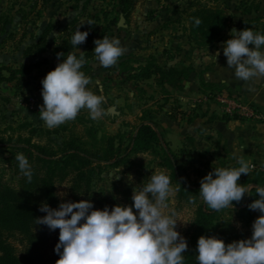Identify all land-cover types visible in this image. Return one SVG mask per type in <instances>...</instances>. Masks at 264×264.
Wrapping results in <instances>:
<instances>
[{"label":"rangeland","instance_id":"obj_1","mask_svg":"<svg viewBox=\"0 0 264 264\" xmlns=\"http://www.w3.org/2000/svg\"><path fill=\"white\" fill-rule=\"evenodd\" d=\"M86 2L89 5L83 11L82 6ZM116 6V0H0V67L18 69L23 65L37 66L32 70L30 81L26 77L19 85L16 80L0 83V178L17 183L11 165L16 162L15 156L19 153L12 147L18 142L56 146L64 139L65 133L53 132L58 127H46L39 114L43 104L41 81L53 70L52 59L48 53L25 57L26 49L38 42L50 18V24L56 29L57 18L69 13L80 17L82 23H90L89 16L101 15L104 11L109 12V18L121 17ZM207 9L219 11L221 17L218 28L211 33L198 28L194 22ZM233 28L238 31L251 28L264 34V0H136L124 26L112 28L113 38L120 39L121 45L127 49L126 53L109 68L101 67L96 60L91 63L96 80L88 88L95 93L99 91L106 98L102 105L106 114L92 120L88 110L82 109L75 120L68 122L76 124L77 132L93 125L98 129L99 136L123 137V143L128 145L136 124L142 120L152 121L157 126L162 143L176 155L178 169L172 170L161 157L152 153L132 154L127 164L129 168L93 165L96 169L88 172L90 185L78 189V201L91 200L94 209L99 210L105 206L111 210L120 203L131 206L133 189L143 187L155 171L163 170L170 177L174 190L164 212L176 214V230L190 247L196 230L197 211L204 201L201 197L195 204L182 200L177 179L182 178L189 186L195 187L200 186V180L215 167H239L228 149L208 138L202 127L203 120L195 121L199 122L195 126L191 124L196 120L191 116L204 115L205 107L215 118H223L216 104L205 103V98H202L218 90L207 87L210 84L205 83V75L217 67L227 66L223 45L231 38ZM217 51L220 55L216 59L212 55ZM45 58L50 61L44 65ZM126 60L130 61L128 73L153 60L161 66L170 64L174 70L191 68L195 81L192 85L177 78L163 82L154 77L139 80L138 83L132 80L122 83L127 72L114 71ZM4 76L8 78L9 74L5 72ZM190 86L201 88L202 94L189 91ZM30 98L36 101L37 108L30 105ZM254 172L252 169L249 175L242 174L238 183L252 186L250 190L255 188L250 184L255 178ZM57 194L60 202L70 201V185H59ZM258 198L256 194H245L240 203L233 202V208L223 209L216 218L213 234L225 244L249 239L252 224L260 213L250 209L241 213L236 205L243 204L244 207L250 200ZM133 211L136 210L133 208ZM12 242L21 249L18 237Z\"/></svg>","mask_w":264,"mask_h":264},{"label":"clouds","instance_id":"obj_2","mask_svg":"<svg viewBox=\"0 0 264 264\" xmlns=\"http://www.w3.org/2000/svg\"><path fill=\"white\" fill-rule=\"evenodd\" d=\"M194 22L199 26L201 20L195 18ZM80 28L71 37L73 46L86 42L89 33ZM230 36L224 42L223 54L235 77L242 81L264 78V34L251 28L240 31L233 28ZM94 44L95 60L104 68L114 66L127 51L115 37L103 36ZM79 52V58L69 53L41 81L43 104L39 114L49 129L75 120L82 109L88 110L92 120L106 114L102 107L106 98L87 87L91 80L81 68L88 61ZM219 55L217 51L212 56L217 59ZM61 56L64 53L57 54L58 59ZM234 159L239 167H215L200 180V197L212 210L233 208L234 201L240 203L245 194H250L252 186L238 181L242 174L249 175L254 166L242 156ZM15 160L31 182L33 171L28 159L23 153H17ZM173 191L170 177L163 170H157L147 184L133 189L131 206L117 204L111 210L107 206L99 210L94 209L91 200H80L62 201L54 209L43 203L39 210L46 215L36 221L50 230L59 229V242L55 246L59 259L55 264H184L182 254L188 248L187 241L176 230V214L164 212ZM255 192L259 198L248 208L260 215L252 224L251 237L225 244L215 236H200L198 264H264V186H255ZM189 203L195 204V197H190Z\"/></svg>","mask_w":264,"mask_h":264},{"label":"trees","instance_id":"obj_3","mask_svg":"<svg viewBox=\"0 0 264 264\" xmlns=\"http://www.w3.org/2000/svg\"><path fill=\"white\" fill-rule=\"evenodd\" d=\"M88 3L83 4V11L87 10ZM116 4L120 14L129 20L136 0H116ZM204 11L205 14L199 15L198 19L201 20V23L197 27L211 33L218 28L221 22L220 12L214 9ZM108 13L104 11L101 15L89 16L90 23H82L80 17H76L67 25L52 51H49L48 48V37L54 30V26L48 25L38 42L26 49L25 57L49 53L54 69L58 63L67 58L69 53H75L79 58L80 50L88 61L82 66L81 71L90 78L91 82L95 81L91 64L95 61L93 51L96 45L94 41L102 39L103 36L113 38L112 28L117 26L120 20V16L109 18ZM101 21H103L102 25H100ZM79 27H81V31H87L89 34L86 42L79 46H73L71 37ZM58 53H64V56L58 59ZM49 61L48 58H45L44 65L48 64ZM36 67V65H23L18 69L0 67V83L6 80H16L19 85L24 83L26 77L30 81L32 70ZM127 67H130V61L126 60L121 62L114 71L117 73L127 72L122 83L129 82V80L138 83L139 80H149L154 77H158L163 82H171V79L174 78L181 81L191 79L194 75V70L191 68L182 71L174 70L170 64L161 66L153 60L147 62L146 66L140 69L130 68L133 69V72L128 73ZM5 72L9 74L8 78L4 76ZM109 79L113 78L110 77ZM89 86L90 84L87 87ZM214 86L207 85L208 88H221ZM96 94H100V92L96 90ZM223 119L230 120L226 116H223ZM76 127V124L67 122L53 131L65 133L60 145L41 146L18 142L12 147L15 151L25 155L33 175L31 182H29L19 170L16 161L12 162L13 165L11 166L17 183L0 178V264H55L56 260L59 259V255L55 252V246L59 242V229L53 231L46 225L37 224L36 218L46 215L39 210L40 206L47 203L51 208H58L61 202L57 188L63 183L70 185L72 192L70 201L78 202L80 199V195L77 194L78 189L82 186L89 187L91 177L88 172L96 169L93 165L101 166L104 164L129 168L127 164L130 162L132 154L152 153L161 157L166 166L172 170L178 169L176 155L162 143L157 132V126L152 121L142 120L136 124L134 135L129 138L128 145L123 143V137L118 138V136L106 134L99 136L98 129L93 125L90 128L85 127L83 132H77ZM48 133L50 134V132ZM254 177L250 181L251 185L260 186L261 183H264V177L260 172H254ZM177 181L181 199L189 202L190 197H195L197 202V199L200 198V186H189L182 178H178ZM252 194H256L255 188L250 190V195ZM250 202L251 200L244 207L243 204H238L236 207L240 209L239 212L244 213L249 209ZM120 205L123 204L120 203ZM222 210H212L204 203L199 205L196 230L192 238L193 243L182 254L184 264H198L196 259L198 239L202 235L205 237L215 236L213 234L214 223ZM17 237L20 240L21 249L12 242Z\"/></svg>","mask_w":264,"mask_h":264},{"label":"crops","instance_id":"obj_4","mask_svg":"<svg viewBox=\"0 0 264 264\" xmlns=\"http://www.w3.org/2000/svg\"><path fill=\"white\" fill-rule=\"evenodd\" d=\"M75 18L76 16L72 13L57 18L56 29L48 37L49 51L54 49L67 25ZM49 20L44 30L50 24L51 18ZM53 33H56V35H53ZM48 55L50 56L49 53ZM193 78L186 80V82L192 84L195 81ZM204 81L210 85H219L221 88H218V90L227 91L244 102L254 103L264 111V78L242 81L235 77L234 69L226 66L217 67L215 71L207 73ZM188 89L191 92L194 90V94H202V89L197 86L195 88L190 86ZM203 112L204 115L191 116L196 119L192 121V126L199 123L195 121L203 120L202 127H204L208 138L213 139L217 144H221V147L228 149L235 157L242 156L250 165L254 166L252 168L254 171L260 172L264 177V124L231 118L226 121L223 118L220 119L221 116L215 118L206 107ZM260 186H264V183H261Z\"/></svg>","mask_w":264,"mask_h":264},{"label":"built area","instance_id":"obj_5","mask_svg":"<svg viewBox=\"0 0 264 264\" xmlns=\"http://www.w3.org/2000/svg\"><path fill=\"white\" fill-rule=\"evenodd\" d=\"M204 98L205 103L213 102L216 104L223 116L239 121L260 122L264 124V111L262 109L254 103L242 101L227 91L215 90L208 93L202 99ZM29 103L31 106L38 107L33 98L29 99Z\"/></svg>","mask_w":264,"mask_h":264},{"label":"water","instance_id":"obj_6","mask_svg":"<svg viewBox=\"0 0 264 264\" xmlns=\"http://www.w3.org/2000/svg\"><path fill=\"white\" fill-rule=\"evenodd\" d=\"M124 22H125V18H124L123 15H121V17H120V21H119V23H118L119 27H123V26H124Z\"/></svg>","mask_w":264,"mask_h":264}]
</instances>
